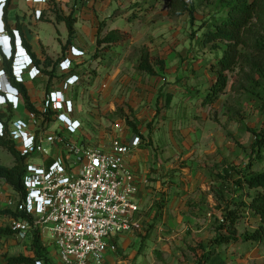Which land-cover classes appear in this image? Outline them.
<instances>
[{"label": "rangeland", "instance_id": "obj_1", "mask_svg": "<svg viewBox=\"0 0 264 264\" xmlns=\"http://www.w3.org/2000/svg\"><path fill=\"white\" fill-rule=\"evenodd\" d=\"M96 2L98 5L77 8L70 1L49 9H61L65 14L73 9L75 15L84 12L83 25L89 30L88 34L75 37L76 44L84 49V55L79 56L82 61L76 67L80 68L78 82L82 84L78 91L70 92L73 100L80 103L78 110L83 111L82 103L88 94L85 88L91 86L93 95L98 96L94 101L104 96L107 109L102 122L87 125L89 131L81 135L84 141L93 147L107 148L116 123L124 126L123 141L130 142L134 136H141L134 153L139 165L135 174L141 189L138 210L131 229L121 233V237L116 236L117 250L109 251V257L107 253L105 264H195L196 257L189 247L196 246L200 240L208 243L215 237L218 219L222 217L221 198L232 199L242 194V191L236 192L233 183L221 184L218 173L230 167L244 169L250 161L254 164L250 170H264V149L261 154L252 151L253 130L259 129L264 121V89H258V93L247 91L236 70L230 73L228 87L215 103L203 102L215 80L210 66L221 55V48L202 43L213 16L218 15L213 6L197 4L191 20L187 15L170 17L164 0L155 8L148 6L145 10L138 7L155 0ZM47 13L46 18L42 17L44 20L49 19ZM100 27L102 37L115 27L128 32L129 37L110 47L97 46ZM59 28L61 31H57L51 44L48 42L52 57L48 56L43 65L52 78L38 69L50 81L58 83L75 70L74 66L70 71L61 70L60 62L67 57L78 58L72 54L71 45L67 51L62 50L68 32L64 25ZM144 49L150 52L153 63L158 58L165 61L164 71L149 75L139 70ZM2 78L3 89L8 88L7 77ZM19 96L20 105L13 112L21 115L14 112L10 119L4 118L8 125L12 121L11 128L28 115L22 94ZM45 98L38 102L40 108ZM0 109L7 110L8 105L2 103ZM45 121L51 126L50 131L56 130L53 126L58 121L57 114H51ZM13 162L11 153L0 146V163L10 166ZM4 186L0 179V188ZM7 189L3 195L15 206L17 194L12 187ZM243 198L249 201L247 196ZM157 201L163 203L162 219L147 238ZM258 225V218L245 212L239 234L254 231ZM1 227L10 229L9 220L3 221ZM2 237L0 264H6L7 256L33 254L31 233L26 238L14 232L4 233ZM42 241L52 250L45 237ZM220 251L226 264H264V242L259 245L231 242L221 246ZM53 255L50 257L57 261Z\"/></svg>", "mask_w": 264, "mask_h": 264}, {"label": "built area", "instance_id": "obj_2", "mask_svg": "<svg viewBox=\"0 0 264 264\" xmlns=\"http://www.w3.org/2000/svg\"><path fill=\"white\" fill-rule=\"evenodd\" d=\"M28 1L33 2L34 7L49 2ZM6 2L0 0V45L6 49L9 47L10 51L12 37L5 33L3 22ZM14 35L19 41L16 40L13 68L15 78L21 80L29 68L37 67L34 61L29 66V56L22 46L19 32L16 30ZM71 50L74 56L84 55L76 47ZM72 63L73 60L67 57L60 62V69L70 71ZM4 75L8 79L6 71L1 68L0 104L17 109L21 92L11 84L7 102L2 92ZM79 79L77 74L70 75L63 89L75 85ZM44 102L43 108H38L42 116L28 111L27 119L15 123L14 128H11L12 121L8 125L17 149L27 157L26 195L20 198L17 194L15 206L13 201L10 204L28 217L6 216L9 226L21 238L38 229L52 246L51 254L57 257L52 264H105L107 253L117 250L114 237L131 229L133 216L138 210L139 182L128 158L139 147L141 137L136 135L129 143L123 141L124 126L116 123L109 149L86 145L78 138L79 121L71 117L74 103L62 89L50 92ZM51 111L56 112L63 128L49 130L44 114ZM5 128L4 122L0 121V137L5 134ZM56 146L61 147L63 155L53 157ZM36 264L43 263L38 261Z\"/></svg>", "mask_w": 264, "mask_h": 264}, {"label": "trees", "instance_id": "obj_3", "mask_svg": "<svg viewBox=\"0 0 264 264\" xmlns=\"http://www.w3.org/2000/svg\"><path fill=\"white\" fill-rule=\"evenodd\" d=\"M164 1H166L170 17L187 15L191 20H194L197 4L211 5L218 14L213 16L202 39V43L205 45L211 44L212 48H221V55L217 56L215 62L210 66V70L215 75V80L204 95L203 102L205 104H213L219 99L228 87L230 73L236 70H239L243 86L247 91L258 93V89H264V0ZM8 3L9 1L6 2V5ZM159 3H161L160 0H155L150 4L144 3L138 9L145 10L148 6L155 8ZM53 14L55 15L53 22H64L68 29L67 41L62 46V50L66 51L76 35L77 17L73 9L69 14L62 13L61 9H55ZM101 30L102 27H100L97 35V46L110 47L125 41L129 37L128 32L122 31L120 28L110 29L103 37L100 36ZM11 36L14 38V33ZM21 38L25 48L29 50L30 45L23 36ZM29 52L31 51L29 50ZM31 54L37 68L40 64L44 65L48 60L47 56L38 58L35 53L31 52ZM152 60L150 52L144 49L138 64L139 70L149 75H158L165 70L164 60L158 58L155 63ZM12 64L13 58L4 59L3 67L10 83L21 92L26 109L40 115L41 112L31 100L25 84L14 77ZM43 68L41 71L52 78V74ZM13 114L12 106H9L7 110L0 109V121L6 125L5 134L0 137V146L11 153L14 158V162L10 166L0 163V179L9 184L20 198H24L26 195L24 175L27 169V157L17 149L15 140L10 137L8 123L4 119H10ZM51 114H56V112L45 113V120L50 119ZM253 133L252 151L255 154H261L264 149V121L259 129L253 130ZM253 165V162L250 161L244 169L236 170L230 167L229 170L218 173L217 180L221 184L233 183L236 192L242 191V194L241 197L234 195L232 199L221 198L223 204L222 217L218 219L219 224L215 229V237L208 243L200 240L196 246L189 247V250L196 257L195 264H226V260L221 256L220 247L231 242H250L257 245L264 242V170H250ZM236 174L239 176L236 177ZM243 195L247 196L249 201H246ZM155 207H157V211L154 214L153 222L147 229V238L156 228V223L162 219L163 203L157 201ZM0 212L9 218L28 219L24 213L17 211L12 206L1 209ZM245 212L257 217L259 225L254 231H245L239 234V225ZM8 232L13 233L14 231L11 228H0V235ZM31 237L33 254L7 256L6 264H36L38 261L43 264L53 263V259L50 257L51 250L43 243L40 231L34 229ZM145 239L143 237L142 242Z\"/></svg>", "mask_w": 264, "mask_h": 264}, {"label": "crops", "instance_id": "obj_4", "mask_svg": "<svg viewBox=\"0 0 264 264\" xmlns=\"http://www.w3.org/2000/svg\"><path fill=\"white\" fill-rule=\"evenodd\" d=\"M8 1L9 3L4 7V13H3V22H4L5 30H6L5 33L12 35V33H14L17 30L19 32L22 46L26 47L23 44V41L21 38L23 36L28 42V44L30 45L29 50L32 53H35V55L38 58H43L46 56L52 57L50 49H48V45L51 44V40L54 39L55 35L57 34V31L60 30L59 27L63 25L66 26L64 22H61V23L53 22L55 20V15L53 14V11H50L49 9L51 8V6H54L55 3L59 6L61 3L68 4L70 3V1H73V4H75L77 8H81V7L84 8L86 5L89 6L90 4L98 5V2H96V0L95 1L92 0V2L91 1L87 2V0H54V1L49 0L50 2L38 4V5H35V7L33 5L34 3L28 0H7V2ZM39 9H41L42 11L39 12L38 11ZM46 12H48L47 14H49L48 20L43 19V18H46ZM87 16L90 17V15H87ZM76 17H77V23L75 25V28H76L77 37L78 35H81L80 33L88 34L89 30L85 25H83L84 21H82V18H84V12L79 11V14H77ZM115 28H118V27H115ZM67 32H68V29H67ZM0 35H1V32H0ZM76 39L77 38H74L72 40V43L70 44L71 47H76L80 50H84L82 45H80L78 42L76 44ZM12 43L14 45V38L12 39ZM7 49H9V47ZM15 52L16 51L14 49L13 55ZM31 52L29 53L31 54ZM68 53L70 54V50L68 51ZM0 55H1L0 56V69H1L4 66V59L7 60V58L1 53V47H0ZM71 59L73 60L72 65L74 66L73 69L75 70H73V72H71L70 74H67L65 79L62 80L60 83H58L56 80L50 81L46 75H44L42 72L39 71L41 68H43V64H40V66H38L39 70L38 69L37 70L39 71V73H37V70L36 72H34L33 69L29 68V70L25 74V79H21L19 81L25 84L28 90V94L31 97V100L35 103L36 107H38L39 109H40V104H38V102H41L43 97L45 98V96L48 95L50 92L58 91L62 89L64 95L68 99L75 101V107H74L75 111L73 112V114H71V117H73V119L79 121L80 123V129L78 130V138H80V140L83 141L84 144L89 145L88 141L87 140L84 141L85 139L81 135L87 134L86 132L89 131L87 125H89L91 122L92 123L98 122V121L102 122L103 113L106 111L107 106L104 103V99H103L104 96H102L99 99L100 101H98L97 99H96V102L94 101L95 96L96 97L98 96L93 95L94 94L93 87L90 86V87L85 88V91H87L88 94L87 96H85L84 103H82L83 111L78 110L80 103L77 100H73L70 91L71 90L78 91L82 83L78 82L76 85L70 86L69 89H66V90L63 89L64 83L70 75L72 74L79 75L78 70L80 68H76V67H79L80 60L82 61V57L71 58ZM57 71L60 72V69L58 66H57ZM14 112L16 114L18 111H14ZM19 114L21 115V113ZM25 119H27V116ZM63 127H64L63 123L61 122L59 123V121L54 122L53 128L61 129ZM49 130H51V126L49 127ZM109 147H110V142L107 148L101 147V146L99 148L109 149ZM61 150L62 149L60 146H56L54 148L53 157L58 156V155H63V152H61ZM137 150H138V147L132 151V153L129 155V158H128L129 163L133 167L134 170H136L137 168L139 169V165H138V162L135 161L136 159H135V154H134L135 151ZM4 183H5V186L0 188V210L12 206L10 204V200L8 201V199L5 198L3 195L4 194L3 190H8L7 188H10L11 186L7 184L5 181ZM140 190L141 189L139 188V192ZM138 194L136 195L137 203L139 202ZM5 220H7L6 216L0 212V225H2L3 221ZM117 236L121 237V234ZM115 238L116 236L114 237V242L117 243ZM0 241H4L2 235H0ZM1 247L2 246L0 245V248ZM109 255L110 253H108L107 257H109Z\"/></svg>", "mask_w": 264, "mask_h": 264}, {"label": "clouds", "instance_id": "obj_5", "mask_svg": "<svg viewBox=\"0 0 264 264\" xmlns=\"http://www.w3.org/2000/svg\"><path fill=\"white\" fill-rule=\"evenodd\" d=\"M11 37H12V39H13V36H11ZM16 40H17V39H16V36L14 35V45H13V43L11 42V48H12V49H11L10 51H9L8 49H6L5 47H2V46L0 45V47H1V53L7 58V60H10V59H12V58L15 56V53H14V55H13V50L15 49V51H17V43H15ZM23 48L25 49L27 55L29 56V60H30V62H29V66H30V65H32L34 59H33L32 55L28 52V50H27L24 46H23ZM0 56H1V55H0ZM12 72H13V75H14V77H15L16 74H15V72H14L13 64H12ZM9 82H10V81H9ZM8 85H9L8 88H5V89L2 90V92H3V94H4V96H5V99H6L7 102L9 101V90L12 89V85H11V83H8Z\"/></svg>", "mask_w": 264, "mask_h": 264}]
</instances>
